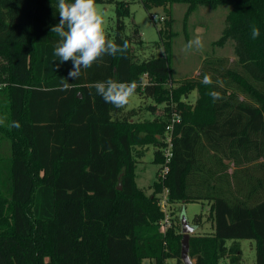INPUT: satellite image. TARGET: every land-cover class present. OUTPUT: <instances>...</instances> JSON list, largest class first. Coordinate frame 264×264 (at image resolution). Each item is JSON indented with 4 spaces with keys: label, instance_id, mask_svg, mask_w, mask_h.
<instances>
[{
    "label": "trees",
    "instance_id": "obj_1",
    "mask_svg": "<svg viewBox=\"0 0 264 264\" xmlns=\"http://www.w3.org/2000/svg\"><path fill=\"white\" fill-rule=\"evenodd\" d=\"M57 2L0 0V76L6 84L0 88V142L8 144V153L0 154V264H163L166 258L183 264L179 235L171 225L159 232L164 215L156 201L164 191L168 202L210 203L213 232L189 238L193 264H220L226 257L238 264L242 240L255 241V264H264V0H140L150 16L179 3L187 6L186 16L197 6L230 7L214 45L232 42L236 60L210 57L195 78L176 87L168 10L151 46L164 56L139 60L123 37L128 4L95 0L114 3L112 40L127 41L128 48L81 68L75 80L68 76L73 62L53 54ZM253 26L260 29L256 39ZM206 73L223 87L202 84ZM109 78L135 81L136 94L164 105L163 116L135 122L127 106L106 103L93 85ZM211 90L222 99L213 102ZM192 92L197 97L188 104ZM174 115L172 156L161 178L165 142L154 138L165 134ZM13 121L21 127H11ZM150 144L157 147L159 169L154 192L146 196L135 181L143 153L133 148Z\"/></svg>",
    "mask_w": 264,
    "mask_h": 264
},
{
    "label": "rangeland",
    "instance_id": "obj_2",
    "mask_svg": "<svg viewBox=\"0 0 264 264\" xmlns=\"http://www.w3.org/2000/svg\"><path fill=\"white\" fill-rule=\"evenodd\" d=\"M107 1V0H105ZM121 1V0H112ZM125 1L129 8V14L123 19L125 30L123 37L131 42L132 49L139 60L147 58L151 53H157L163 57V51L161 49L155 50L152 48V44L159 40L157 30L164 18H166V12L168 10L169 15L174 20L173 32L175 36L171 42V59L169 62L170 80L173 87H176L179 82L184 79L195 78L198 74V70L202 62L210 57L225 58L228 61H235L236 58L233 52L232 42H227L222 46L214 45L219 39L224 29V20L227 13L230 11L228 6H220L216 9L209 7L197 6L188 16H186L185 4H173L167 9L156 8L153 9L151 14H155L156 20L151 18L149 12H147L140 0H122ZM98 14L102 17L104 30L107 38L114 39L116 30V16L114 3L104 2L101 4H95ZM203 29V41L204 47L200 50L193 49L189 54H184L182 51L183 46L196 35V29ZM143 42V48H139L138 42ZM143 83L146 82V77L143 76ZM174 82V83H173ZM0 86L4 88L6 86L3 81V77L0 76ZM196 93L192 92L184 101L188 104H194L196 100ZM3 103L0 102V106ZM150 106H154L149 109ZM2 108V107H1ZM126 111H132L133 120L135 122H146L154 120L155 118H161L163 116L164 105L155 104L152 100L143 98L138 94H134L129 97V103L127 104ZM163 136L157 135L155 141H166L168 130L164 132ZM7 143L5 141L0 142V154L8 153ZM165 147H162L163 150ZM157 149L155 144L148 146H138L133 148L134 152H142L143 157L137 160L135 165V181L138 188L144 191L146 196H151L154 192V183L157 182L156 172L159 169L157 162H154V152ZM229 165V171H231V163ZM159 195V194H158ZM157 195V197H158ZM167 197V191L162 193ZM160 195V196H162ZM159 196V197H160ZM158 197V198H159ZM167 205L164 207V212L159 206V199L156 201V205L163 212V220L158 222L159 232L164 233L168 227L172 226V232L174 235H179L180 244L182 240L180 217L183 216L187 223L195 227V231L190 235L199 236L204 231L209 230L211 215L209 216L206 211L205 214L202 211V207L199 202H193L185 205L177 201L167 200ZM211 211V210H210ZM203 214V215H202ZM164 227V230L161 228ZM207 226V227H206ZM189 237V238H190ZM252 242V241H251ZM249 241L244 240L242 242V257L239 264H255V256L249 247ZM192 264L194 259L190 258ZM140 264H156L154 260H143ZM163 264H175V260L172 258H166ZM223 264V263H221ZM230 264V263H229Z\"/></svg>",
    "mask_w": 264,
    "mask_h": 264
},
{
    "label": "clouds",
    "instance_id": "obj_3",
    "mask_svg": "<svg viewBox=\"0 0 264 264\" xmlns=\"http://www.w3.org/2000/svg\"><path fill=\"white\" fill-rule=\"evenodd\" d=\"M59 14V23L51 28L59 39L54 48V56L61 63L72 61L73 68L68 76L78 79L81 68H90L99 58L104 55L115 56L123 54L128 48V42L124 41L118 45L114 40L108 39L102 29L103 20L98 14L95 0H58L55 6ZM203 29H196V35L190 39L182 48L184 54H189L193 49L200 50L204 47ZM260 36V29L256 26L251 28V38ZM201 83L213 85L214 83L223 87L220 80L213 81L210 74H205ZM98 95L102 96L106 103L116 108L126 107L129 97L135 94L137 83L117 82L111 78L93 85ZM208 95L213 102L222 99L221 93L216 90L209 91ZM4 120L0 119V124ZM13 128H20L18 121L10 125Z\"/></svg>",
    "mask_w": 264,
    "mask_h": 264
},
{
    "label": "built area",
    "instance_id": "obj_4",
    "mask_svg": "<svg viewBox=\"0 0 264 264\" xmlns=\"http://www.w3.org/2000/svg\"><path fill=\"white\" fill-rule=\"evenodd\" d=\"M150 17H151V18H154V21H155L157 16H156L155 14H151ZM0 88H1V86H0ZM175 122H179V117H178V115H174V118H173V120H172L170 126L167 127L168 134H167V136H166L165 148H164L163 150H161V151H162V156H163V159H164V164L162 165V170H161V172H160V174H159L161 178H163L164 175L167 173V170H168V166H167V164L169 163L170 158H171V156H172V153H171L172 145H171V138H170L169 132H171V130H172V126H173V124H174ZM161 195H162V194H161ZM167 204H168V203H167V197H165V196H163V195L160 196V197H159V206H160V208L162 209L163 212H164V207H165V205H167ZM164 227H166V226H164ZM164 227L161 226V228H162L163 230H164Z\"/></svg>",
    "mask_w": 264,
    "mask_h": 264
},
{
    "label": "water",
    "instance_id": "obj_5",
    "mask_svg": "<svg viewBox=\"0 0 264 264\" xmlns=\"http://www.w3.org/2000/svg\"><path fill=\"white\" fill-rule=\"evenodd\" d=\"M181 223V250H180V257L183 264H192L189 259V237L195 231V227L190 226L183 216L180 217Z\"/></svg>",
    "mask_w": 264,
    "mask_h": 264
},
{
    "label": "crops",
    "instance_id": "obj_6",
    "mask_svg": "<svg viewBox=\"0 0 264 264\" xmlns=\"http://www.w3.org/2000/svg\"><path fill=\"white\" fill-rule=\"evenodd\" d=\"M198 204H200L201 205V207H202V211L201 212H203L204 214H205V212L206 211H209L208 212V214H209V216L211 215L212 216V213H211V206H210V203H208V202H199ZM181 205H184V204H182L181 203ZM203 215V214H202ZM212 218V217H211ZM210 225L211 226H209V230L206 232V231H204L205 230V226H201V228L203 229V233H212L213 232V229H214V226H213V220L211 219L210 220ZM207 227V226H206ZM196 229V228H195ZM244 240H242V241H240V246H241V251H242V242H243ZM249 241V247H250V249H251V251L253 252V255L255 256V260H256V243H255V241H253V240H248ZM252 241V242H251ZM230 244V241H228L227 242V245H229ZM241 262V261H240ZM221 263H223V264H229V258H224V259H222L221 261H220V264ZM239 264V263H238Z\"/></svg>",
    "mask_w": 264,
    "mask_h": 264
}]
</instances>
